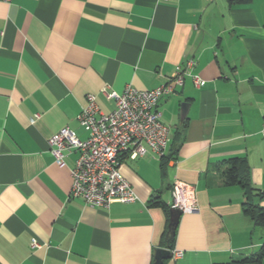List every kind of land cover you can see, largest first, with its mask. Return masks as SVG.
<instances>
[{
	"label": "crops",
	"instance_id": "1",
	"mask_svg": "<svg viewBox=\"0 0 264 264\" xmlns=\"http://www.w3.org/2000/svg\"><path fill=\"white\" fill-rule=\"evenodd\" d=\"M187 60L184 83L159 103L165 170L154 153L126 156L137 201L104 208L70 197L78 153L58 165L52 135L69 126L86 138L87 95L110 111L104 87L153 89ZM263 123L264 0H0V264H153L170 211L149 201L172 207L176 180L194 186L198 210L174 235L183 256L163 264H231L257 251L264 226L244 213L224 163L241 160L264 205Z\"/></svg>",
	"mask_w": 264,
	"mask_h": 264
},
{
	"label": "built area",
	"instance_id": "2",
	"mask_svg": "<svg viewBox=\"0 0 264 264\" xmlns=\"http://www.w3.org/2000/svg\"><path fill=\"white\" fill-rule=\"evenodd\" d=\"M9 1V0H5ZM193 60L177 65L165 84L153 89H139L131 84L119 93L102 89L106 98L115 101V108L102 111L95 94L87 95V102L78 115V121L88 136L80 138L69 126L62 127L49 139L55 162L64 166L67 153L77 152L71 168L70 197H79L86 204L108 208L114 202L131 203L139 199L131 182L121 171L126 156L137 158L154 153L162 158L167 153L169 126L163 122L159 103L163 96L174 92L184 83L187 68ZM196 86L206 81L192 75ZM264 136V123L261 128ZM172 207L182 213L198 210L194 186L176 180L172 184ZM33 239L32 246H39ZM172 256H183V250L172 249Z\"/></svg>",
	"mask_w": 264,
	"mask_h": 264
},
{
	"label": "trees",
	"instance_id": "3",
	"mask_svg": "<svg viewBox=\"0 0 264 264\" xmlns=\"http://www.w3.org/2000/svg\"><path fill=\"white\" fill-rule=\"evenodd\" d=\"M239 0H230V2H235ZM167 157L165 154L162 159V170H165L166 162L164 159ZM243 162V161H242ZM224 164H228L225 169V177L227 184H239L241 185L244 192L243 201V211L249 216L256 224L259 226H264V205H261L256 199L262 197L261 191L255 187L250 179V174L248 170L243 169L241 165V160L238 157H232L225 160ZM150 205H161L169 213L171 207L169 204L163 202L159 198L153 196L150 201ZM166 239V247L174 249L172 242L174 237L169 240ZM264 259V246L257 251L243 256L240 259L232 260L231 264H262ZM155 261V260H154ZM165 262V261H164ZM154 264V262H153Z\"/></svg>",
	"mask_w": 264,
	"mask_h": 264
},
{
	"label": "water",
	"instance_id": "4",
	"mask_svg": "<svg viewBox=\"0 0 264 264\" xmlns=\"http://www.w3.org/2000/svg\"><path fill=\"white\" fill-rule=\"evenodd\" d=\"M188 112V102H183L181 106V116L185 117ZM182 211L179 208L171 207L170 209V223L169 231L167 233V239L174 237ZM172 258V250L168 247H158L155 250V261L154 264H163L164 260Z\"/></svg>",
	"mask_w": 264,
	"mask_h": 264
},
{
	"label": "rangeland",
	"instance_id": "5",
	"mask_svg": "<svg viewBox=\"0 0 264 264\" xmlns=\"http://www.w3.org/2000/svg\"><path fill=\"white\" fill-rule=\"evenodd\" d=\"M121 171H122V167H121ZM122 173L124 174V172L122 171ZM125 175V174H124ZM125 177H126V175H125ZM127 178V177H126ZM128 179V178H127ZM129 180V179H128ZM132 184V183H131ZM133 185V184H132ZM134 187V186H133ZM135 189V188H134ZM135 191H136V189H135ZM172 250V249H171Z\"/></svg>",
	"mask_w": 264,
	"mask_h": 264
}]
</instances>
